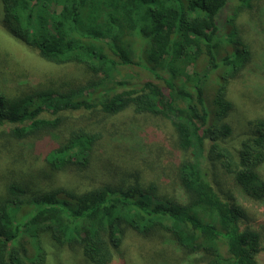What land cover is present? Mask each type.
I'll list each match as a JSON object with an SVG mask.
<instances>
[{
    "label": "trees",
    "instance_id": "trees-1",
    "mask_svg": "<svg viewBox=\"0 0 264 264\" xmlns=\"http://www.w3.org/2000/svg\"><path fill=\"white\" fill-rule=\"evenodd\" d=\"M0 1L13 39L88 75L66 88L34 86L18 96L0 90V128L12 125L0 133L29 141L48 173H65L85 168L101 140L69 127L66 112L115 116L132 108L166 120L185 156L175 168L180 197L136 177L84 192L13 179L0 194V264H45L46 239L78 249L89 264H110L127 231L164 234L201 264H257L264 230L242 226L246 211L217 195L207 164L232 175L248 197L264 199V119L251 123L236 149L226 145L233 134L228 87L250 58L239 16L259 0ZM126 68L140 75L115 79Z\"/></svg>",
    "mask_w": 264,
    "mask_h": 264
},
{
    "label": "rangeland",
    "instance_id": "rangeland-1",
    "mask_svg": "<svg viewBox=\"0 0 264 264\" xmlns=\"http://www.w3.org/2000/svg\"><path fill=\"white\" fill-rule=\"evenodd\" d=\"M44 14V13H43ZM0 1V90L18 96L34 86H74L85 82L87 73L80 65H56L43 59L36 50L13 39L1 23ZM243 38L250 58L245 68L236 75L228 87L227 98L233 105L227 122L233 134L226 145L236 149L246 138L254 121L264 119V0H259L250 13L239 16ZM136 40L134 50L140 54ZM133 50V48H132ZM133 50V51H134ZM140 75L135 68L121 69L115 79L130 81ZM69 127L92 130L101 135L94 147L88 165L65 173H48L41 157L29 149V141H17L0 133V194L13 179H24L36 187L49 190L66 186L84 192L106 182L154 184L161 194L180 197L175 178L176 163L184 158L177 149L176 138L170 124L149 114H136L127 108L115 116L100 112H66ZM5 125L1 131L11 128ZM208 178L217 195L230 204L241 206L248 216L247 225L264 230V199L248 197L236 184L232 175L225 174L217 164H207ZM264 181V163L258 171ZM27 252L29 245L24 244ZM45 264H89L80 251L70 246H56L45 240ZM197 256L186 257L174 243L156 233L141 237L127 231L120 248L110 264H201ZM257 264H264V237Z\"/></svg>",
    "mask_w": 264,
    "mask_h": 264
}]
</instances>
